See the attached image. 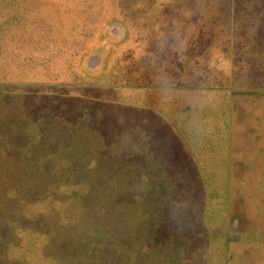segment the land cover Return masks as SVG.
<instances>
[{
  "label": "rangeland",
  "instance_id": "rangeland-1",
  "mask_svg": "<svg viewBox=\"0 0 264 264\" xmlns=\"http://www.w3.org/2000/svg\"><path fill=\"white\" fill-rule=\"evenodd\" d=\"M141 113L230 176L209 233L147 253L174 165L95 137ZM0 213V264H264V0H0Z\"/></svg>",
  "mask_w": 264,
  "mask_h": 264
},
{
  "label": "trees",
  "instance_id": "trees-1",
  "mask_svg": "<svg viewBox=\"0 0 264 264\" xmlns=\"http://www.w3.org/2000/svg\"><path fill=\"white\" fill-rule=\"evenodd\" d=\"M120 107L121 108H118V112L120 114H125L128 107ZM132 107L133 106H130V110L133 112L134 109H132ZM141 114L142 115L139 118H133V115L135 114L131 115V124L129 123L130 126H128V121L127 123H123L117 120V124H125L124 127H122L120 131L121 134L119 133L120 136L118 138L116 136H110V129H104V127L96 129L95 137L99 140L101 149L108 148L115 142L128 144L129 141L126 140L127 136L125 138L124 134L128 128L131 127L128 133L129 137L133 138L132 132H139L138 134H140V137L144 139L143 142H145L146 145V147L144 145L142 148L144 157L147 158L152 155L156 157V161L160 165V170H163L165 167L164 165H166L164 163L167 161L168 156L164 155L163 151L158 153L157 149H153L150 145L147 146L146 140L148 139V136L150 137L151 133L147 129L149 124L145 121L144 117L146 115H144V113ZM113 134H117V131H114ZM118 139H120V141ZM88 141L89 140L85 138L84 144L80 142L79 144L81 145L79 147H72L70 151L76 152L75 150L78 149L82 152L80 154L82 158L83 156L85 158H89L90 152L88 153L87 150L89 146L85 144L86 142L88 143ZM129 147V155L133 158L136 154V151L133 150V148H136V145H134L133 142V144H129ZM200 150L201 149L197 147L194 149V152L191 153L190 149H188L191 154L186 160H184L187 163L182 166V169H179L181 173L166 175L165 178L169 186V194L166 196L164 201L161 200L160 205H157V208L154 210L155 214L152 215L153 222L149 225L148 236L144 239V243L142 244V253H147L150 248H164L171 236L182 234L185 238L193 239L199 235H205L210 232V228L217 217L222 218L225 216L227 210L225 197L227 194L225 193V190L221 192L219 191L224 179L211 178L212 174L209 172L208 167L203 164L204 161L206 162V159L201 156V152H199ZM126 151V149L123 150V152ZM44 163L45 162L40 161V163H38L39 167L43 169V166H45ZM45 168L46 167H44V169ZM146 180L148 179L146 178ZM110 196L112 195L110 194ZM221 198H223L224 202L221 201ZM149 219L150 215H148L146 220ZM47 228V231L41 229L38 233L49 236V228L51 227L47 226ZM20 230L22 232H26L28 229L20 226L13 229V231H16L15 234H17V231ZM96 234L95 229H92L91 236L94 237ZM14 237L16 236H13V239H15ZM130 238L133 239V236L131 235ZM18 240L17 237L16 240H11V242L9 240L5 251H7L12 245L16 246V244H19L20 241Z\"/></svg>",
  "mask_w": 264,
  "mask_h": 264
},
{
  "label": "crops",
  "instance_id": "crops-1",
  "mask_svg": "<svg viewBox=\"0 0 264 264\" xmlns=\"http://www.w3.org/2000/svg\"><path fill=\"white\" fill-rule=\"evenodd\" d=\"M181 94L182 93H178L179 96ZM148 124H149V127L147 129L150 131L151 135H150V137L148 136V139L146 140V142L148 143L147 145L151 144V139L153 141H157V140H161V138L164 137V136H166V138H167V142H166L167 144L163 148V154L168 156V159H167V161H165L164 164H166V165H168V164L169 165H174L171 174L172 173L173 174L174 173L180 174L181 172H180L179 169H182V166H184L187 163L184 160H186L187 157H189V155L192 152H194V149L198 147V148L201 149L199 151V152H201L200 154L204 155L202 157L204 159H206V162L204 161L203 164L208 167L209 172L212 174L211 178H215V179H229L230 180V176H228V173L227 174L221 173V169L218 167V165L217 164L214 165L212 163L213 161L209 160L206 157V153H207L206 148L207 147L205 146V143L203 142V140L205 138L203 139V137L199 138V137L195 136L196 140H193V138H192V142H190V140H188L187 141L188 144H187L186 141H185V144H184L183 142L180 141V139L178 140L179 136L177 137V136L174 135L176 130L172 129V127L168 128V125L165 124L164 121H162V124L160 126H157L156 124H152L151 122H148ZM151 124H152V128H151ZM184 129L185 130H187V129L191 130V128L188 127V126H185ZM194 131H196V130H191V132H194ZM175 146H176V148H175ZM188 149H190L191 153L188 151ZM155 163L158 164L157 161H155ZM159 168H160V165H159ZM163 171L166 172L165 167H164ZM182 172L185 173L184 171H182Z\"/></svg>",
  "mask_w": 264,
  "mask_h": 264
}]
</instances>
